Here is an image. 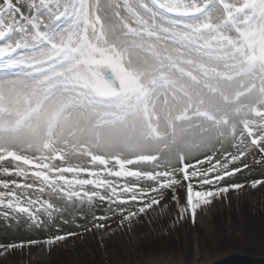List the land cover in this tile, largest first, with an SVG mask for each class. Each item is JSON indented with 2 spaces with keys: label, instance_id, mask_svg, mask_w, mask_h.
<instances>
[{
  "label": "snow or ice",
  "instance_id": "1",
  "mask_svg": "<svg viewBox=\"0 0 264 264\" xmlns=\"http://www.w3.org/2000/svg\"><path fill=\"white\" fill-rule=\"evenodd\" d=\"M0 58V216L54 228L0 258L264 189V0H0Z\"/></svg>",
  "mask_w": 264,
  "mask_h": 264
},
{
  "label": "rangeland",
  "instance_id": "2",
  "mask_svg": "<svg viewBox=\"0 0 264 264\" xmlns=\"http://www.w3.org/2000/svg\"><path fill=\"white\" fill-rule=\"evenodd\" d=\"M3 71L0 58V72ZM107 207L99 204L97 215H111ZM263 210L264 189L247 186L243 191L229 193L214 205L210 215L198 216L195 223L190 218L179 220L177 207L169 199L163 211L160 206L146 210L133 220L130 229L127 224L117 227L119 218L113 217L109 224L115 231L103 239L99 234L87 233L51 248L34 246L17 251L6 259L0 258V264H210L229 252L264 257ZM251 221L254 222L250 224ZM53 231L51 227L31 226L26 216L19 224L0 216V242L43 240Z\"/></svg>",
  "mask_w": 264,
  "mask_h": 264
},
{
  "label": "water",
  "instance_id": "3",
  "mask_svg": "<svg viewBox=\"0 0 264 264\" xmlns=\"http://www.w3.org/2000/svg\"><path fill=\"white\" fill-rule=\"evenodd\" d=\"M210 264H264V257L251 256L245 253L233 252L216 259Z\"/></svg>",
  "mask_w": 264,
  "mask_h": 264
},
{
  "label": "trees",
  "instance_id": "4",
  "mask_svg": "<svg viewBox=\"0 0 264 264\" xmlns=\"http://www.w3.org/2000/svg\"><path fill=\"white\" fill-rule=\"evenodd\" d=\"M264 211V210H263ZM261 215H262V220L264 221V214H263V212H261ZM254 221H251V223L250 224H252ZM249 231H250V229H249ZM252 256V255H251Z\"/></svg>",
  "mask_w": 264,
  "mask_h": 264
}]
</instances>
